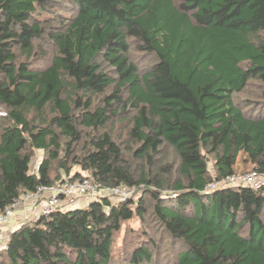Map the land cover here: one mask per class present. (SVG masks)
Returning <instances> with one entry per match:
<instances>
[{
    "label": "trees",
    "instance_id": "obj_1",
    "mask_svg": "<svg viewBox=\"0 0 264 264\" xmlns=\"http://www.w3.org/2000/svg\"><path fill=\"white\" fill-rule=\"evenodd\" d=\"M57 1L0 0V213L40 185L105 192L23 219L0 264H161L166 242L167 264H264V186L207 187L244 151L264 176V91L243 96L264 85V0Z\"/></svg>",
    "mask_w": 264,
    "mask_h": 264
},
{
    "label": "built area",
    "instance_id": "obj_2",
    "mask_svg": "<svg viewBox=\"0 0 264 264\" xmlns=\"http://www.w3.org/2000/svg\"><path fill=\"white\" fill-rule=\"evenodd\" d=\"M6 112L0 109V116H5ZM35 170H39V165H35ZM36 172V171H35ZM219 184H228L234 186H248L260 188L264 186V178L257 170L235 171L224 177L223 180L212 182L207 187L212 189ZM113 197L121 199L131 195V190L126 188H113L108 190ZM100 194L98 185L89 178L82 181H62L52 185H40L36 190L30 191L22 198L8 206L3 213H0V224H4L13 215L17 206L24 200H40L34 213V217L48 216L54 212L76 207L88 203L90 199L97 198ZM10 234H0V249L7 247Z\"/></svg>",
    "mask_w": 264,
    "mask_h": 264
},
{
    "label": "rangeland",
    "instance_id": "obj_3",
    "mask_svg": "<svg viewBox=\"0 0 264 264\" xmlns=\"http://www.w3.org/2000/svg\"><path fill=\"white\" fill-rule=\"evenodd\" d=\"M57 4H65L64 1H57ZM61 10H62V13L64 14V7H62V5L60 6ZM66 8H69V7H65ZM56 11H53L52 13L50 11H48V14H50L51 16L55 13ZM68 13V12H66ZM134 48V47H133ZM140 54L139 51H137L136 49H134V53L132 54V57L134 58H137L138 55ZM23 58V57H21ZM47 63L48 61L47 60H35L33 61V66L34 68H43L45 66H47ZM146 62L144 63L143 62V65L146 66ZM254 84V83H252ZM264 91V85L260 84V83H257V84H254V85H250L249 89L243 94V96L246 98V97H250V98H260L262 99V95H261V92ZM122 119V116L119 115V116H116L114 118V121L113 122H110L106 129L111 133L115 134V136L117 138H119V141L121 142V144H123L124 146H127L128 144H130V139H129V134H128V126H129V120H124V121H121ZM43 157V153L40 152V151H36V154H35V158L32 162V167L35 168L36 164L38 165V163L41 161ZM158 165L155 167V171L158 169ZM210 168L212 170V172L214 173L213 169H212V165L210 163ZM236 171H249V170H252L253 168H258L257 167V164H256V161H255V157L252 156L249 152L247 151H244V152H241L239 157H238V161L236 163ZM264 178V176H263ZM101 192H105V191H101ZM100 192V193H101ZM143 194V191L142 189L140 188L139 190H136V189H132L131 191V195H133V198L134 199H137L139 198L140 196H142ZM114 202L117 201L116 197L113 198ZM27 201H31V200H24L19 206L16 207L13 215L7 220V222H5L4 224H0V234H7L8 232H10V230H12L13 228L17 227L18 225H20L22 223V220L23 219H27V218H33L34 217V213L36 211V209H38V203H40V200H33L31 201L32 204H33V207L31 209L30 212H27V214L24 216L22 214L18 215L19 212H23L25 210V208H23V206L26 204ZM27 205V204H26ZM29 218V219H30ZM153 223V222H152ZM141 221L137 218H134L132 221L128 222V223H124L123 225V228L121 230V234L119 236H117V240L120 242L123 238V236H125L127 233H129V236H128V239L130 237V231L131 229H134V228H139L141 226ZM148 225V224H147ZM146 225V226H147ZM152 224H149L148 225V230L149 232L151 233L152 236H154L155 238H158L160 237V234L157 232H154L152 227H151ZM127 239V240H128ZM159 244L160 241H159ZM168 244V242L164 243L162 247V253H161V257H160V261H162L161 264H167L168 262H166L169 258L171 259V252H172V249L171 251H169L170 249H168L166 247V245Z\"/></svg>",
    "mask_w": 264,
    "mask_h": 264
},
{
    "label": "crops",
    "instance_id": "obj_4",
    "mask_svg": "<svg viewBox=\"0 0 264 264\" xmlns=\"http://www.w3.org/2000/svg\"><path fill=\"white\" fill-rule=\"evenodd\" d=\"M31 200V199H30ZM31 201H33V200H31ZM31 201H27L26 202V204L23 206V208H25V210L23 211V212H19V214H17V216L18 215H20V214H22V215H26L27 214V212H30L31 211V209H32V207H33V204H32V202ZM30 218V217H29ZM19 226V225H18ZM11 231V230H10Z\"/></svg>",
    "mask_w": 264,
    "mask_h": 264
}]
</instances>
